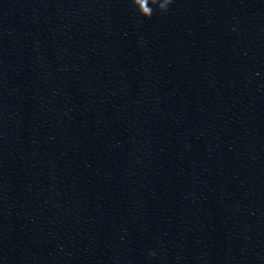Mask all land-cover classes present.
I'll use <instances>...</instances> for the list:
<instances>
[{"label":"water","instance_id":"obj_1","mask_svg":"<svg viewBox=\"0 0 264 264\" xmlns=\"http://www.w3.org/2000/svg\"><path fill=\"white\" fill-rule=\"evenodd\" d=\"M166 2L0 0V264H264V0Z\"/></svg>","mask_w":264,"mask_h":264},{"label":"clouds","instance_id":"obj_2","mask_svg":"<svg viewBox=\"0 0 264 264\" xmlns=\"http://www.w3.org/2000/svg\"><path fill=\"white\" fill-rule=\"evenodd\" d=\"M170 4H171V0H167L166 5H170ZM167 8H168V7H165V8H164V11H166Z\"/></svg>","mask_w":264,"mask_h":264}]
</instances>
